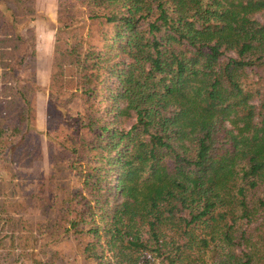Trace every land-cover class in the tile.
Returning a JSON list of instances; mask_svg holds the SVG:
<instances>
[{"label":"trees","instance_id":"16d2710c","mask_svg":"<svg viewBox=\"0 0 264 264\" xmlns=\"http://www.w3.org/2000/svg\"><path fill=\"white\" fill-rule=\"evenodd\" d=\"M57 2L0 0V264H264V0Z\"/></svg>","mask_w":264,"mask_h":264},{"label":"rangeland","instance_id":"374dc122","mask_svg":"<svg viewBox=\"0 0 264 264\" xmlns=\"http://www.w3.org/2000/svg\"><path fill=\"white\" fill-rule=\"evenodd\" d=\"M36 1V9L40 12H44L49 15L51 20L55 23L56 20V11L58 2L57 0H35ZM256 18L264 22V11L256 14ZM35 25V34H36V44L37 50L35 53V58L30 63V72L35 71V79L38 83L45 87L46 93L42 96L38 97V127L43 132L39 139V145L41 147V155L40 159L37 163V169L39 172L43 173L45 176L48 175L49 171V158H48V149H47V101H48V86H49V76H50V68H51V59H52V51L53 44L55 39V30L50 29L48 25L40 19H37L34 22ZM34 67V69H33ZM1 107V111H2ZM3 113V112H1ZM7 120L4 121V127L7 125H11V120L13 119L12 115L8 112ZM9 132L3 133V135H7ZM262 195H264V183L259 186V191ZM258 222H261L259 219ZM264 223V221H262Z\"/></svg>","mask_w":264,"mask_h":264}]
</instances>
